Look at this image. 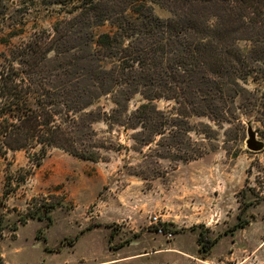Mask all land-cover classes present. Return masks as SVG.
<instances>
[{
  "label": "rangeland",
  "instance_id": "374dc122",
  "mask_svg": "<svg viewBox=\"0 0 264 264\" xmlns=\"http://www.w3.org/2000/svg\"><path fill=\"white\" fill-rule=\"evenodd\" d=\"M155 13L171 16L159 6ZM41 17H27L21 36L0 34V55L36 29L51 30L52 16ZM245 87L228 121L179 124L189 129L178 136L180 150L171 132L150 150L142 124L101 121L93 126L104 147L96 161L58 148L41 160L34 150L9 151L0 159V264H264V149L247 146L250 129L264 143V110H237L264 89ZM144 103L135 96L129 112ZM155 104L164 113L177 108ZM98 108L114 105L104 99ZM201 237L217 240L209 253L200 252Z\"/></svg>",
  "mask_w": 264,
  "mask_h": 264
},
{
  "label": "trees",
  "instance_id": "16d2710c",
  "mask_svg": "<svg viewBox=\"0 0 264 264\" xmlns=\"http://www.w3.org/2000/svg\"><path fill=\"white\" fill-rule=\"evenodd\" d=\"M46 13L51 30L36 29L0 55V159L34 150L41 160L58 148L96 161L101 121L142 124L150 150L171 132L180 150L189 129L179 124L228 121L245 85L264 89V0H0V34L21 36L27 17L38 23ZM137 95L145 103L130 113ZM104 99L114 108L94 109ZM159 100L177 108L164 113ZM246 103L237 110H264V93ZM198 242L209 253L217 240Z\"/></svg>",
  "mask_w": 264,
  "mask_h": 264
},
{
  "label": "water",
  "instance_id": "95a60500",
  "mask_svg": "<svg viewBox=\"0 0 264 264\" xmlns=\"http://www.w3.org/2000/svg\"><path fill=\"white\" fill-rule=\"evenodd\" d=\"M247 146L250 151L255 153L261 152L264 149V143L257 140L256 134L252 129L249 130V139L247 141Z\"/></svg>",
  "mask_w": 264,
  "mask_h": 264
},
{
  "label": "built area",
  "instance_id": "2783aa9c",
  "mask_svg": "<svg viewBox=\"0 0 264 264\" xmlns=\"http://www.w3.org/2000/svg\"><path fill=\"white\" fill-rule=\"evenodd\" d=\"M155 221H157V218H155ZM159 232L160 233H163V230L162 229H159ZM171 236V235H170Z\"/></svg>",
  "mask_w": 264,
  "mask_h": 264
}]
</instances>
